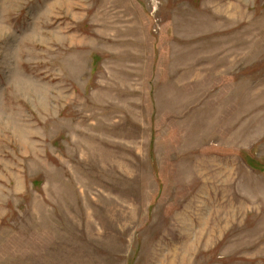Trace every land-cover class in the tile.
Here are the masks:
<instances>
[{
  "label": "rangeland",
  "instance_id": "374dc122",
  "mask_svg": "<svg viewBox=\"0 0 264 264\" xmlns=\"http://www.w3.org/2000/svg\"><path fill=\"white\" fill-rule=\"evenodd\" d=\"M0 264H264V0H0Z\"/></svg>",
  "mask_w": 264,
  "mask_h": 264
}]
</instances>
